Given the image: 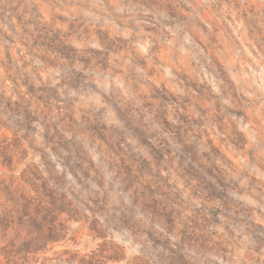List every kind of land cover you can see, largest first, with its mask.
<instances>
[{"label": "rangeland", "instance_id": "rangeland-1", "mask_svg": "<svg viewBox=\"0 0 264 264\" xmlns=\"http://www.w3.org/2000/svg\"><path fill=\"white\" fill-rule=\"evenodd\" d=\"M0 264H264V0H0Z\"/></svg>", "mask_w": 264, "mask_h": 264}]
</instances>
